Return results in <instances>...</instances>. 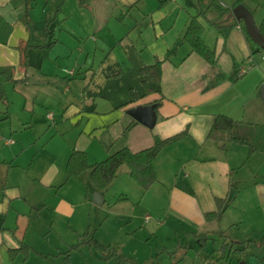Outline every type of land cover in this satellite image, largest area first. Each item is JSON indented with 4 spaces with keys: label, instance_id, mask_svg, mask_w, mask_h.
<instances>
[{
    "label": "crops",
    "instance_id": "1",
    "mask_svg": "<svg viewBox=\"0 0 264 264\" xmlns=\"http://www.w3.org/2000/svg\"><path fill=\"white\" fill-rule=\"evenodd\" d=\"M244 1L259 25L264 0ZM25 2L0 0L13 24L8 43H0V65H12L21 79L6 82L8 104L0 100V264H64V253L69 264H80L72 252L90 246H72L92 229L95 191L104 197L101 205L121 204L115 213L158 219L166 231L225 230L238 239L264 233V150L208 136L218 114L264 125V47L234 15L237 0ZM193 16L203 24L214 63L184 38ZM25 45L28 66L21 64ZM157 57L160 81L141 72ZM149 103H156L155 125L138 121L125 134L135 119L128 109ZM183 130L188 134L155 158L158 180L147 190L127 164L101 190L90 169L68 176L75 149L94 163L123 145L138 151L156 135ZM217 197L226 206L208 220ZM131 199L137 206L124 205ZM100 236L105 244L113 239ZM23 244L31 249L27 260L22 251L11 258L9 250Z\"/></svg>",
    "mask_w": 264,
    "mask_h": 264
},
{
    "label": "trees",
    "instance_id": "2",
    "mask_svg": "<svg viewBox=\"0 0 264 264\" xmlns=\"http://www.w3.org/2000/svg\"><path fill=\"white\" fill-rule=\"evenodd\" d=\"M239 3L246 4L244 0H237L234 5ZM25 4H28V0H26ZM247 6L254 14L255 9L250 5ZM28 15L29 13H27V16ZM258 26L264 33V20ZM12 31L13 24L0 10V43H8ZM202 35L203 24L197 16H193L184 33V38L190 43L193 50L197 51L208 61L214 63L216 59L215 51L205 43ZM51 43H49V45ZM26 47L27 46L25 45L21 48V64L24 66H28ZM141 72L150 73L156 81H160L162 77V59L157 57L153 64L145 65L141 69ZM19 80L21 79L16 77L15 70L12 65H0L1 101L8 104L5 83L8 81L18 82ZM137 98V93L135 90H132V100H136ZM137 123L138 120L133 119L126 127L125 134ZM187 134V130H183L168 137H160L156 135L155 141L151 146L138 151H133L130 147L123 145L114 150L112 153L108 154V156L104 159L94 163L90 162L88 154L85 150L75 149L69 156L66 163L68 176H79L83 171L90 169V180L92 184L96 189L101 190L106 188L115 179L119 167L122 164H127L130 167L132 178L145 190H147L158 180V173L154 163L155 158L165 146L180 140ZM208 136L216 138L226 136L229 140L246 143L251 147L250 149L252 152L256 150H264V125L243 124L225 114H218L215 117ZM224 146L225 145L222 144V147ZM216 204V209L205 213L206 219L210 220L220 217L226 206V199L217 197ZM216 233L223 237L221 248L224 250L226 249L228 242H231V244L241 243L248 246L250 245L251 241H255L250 238L234 239L225 230H220ZM197 235L199 236V243L202 246H205L211 239L214 241V238L209 237V232H203ZM255 242L258 246H263L264 233L261 235L260 239L256 240ZM82 245H88L90 247L96 248L105 259L115 258V264H138L126 254H124L119 246L100 242L95 238L93 235V230L90 228L81 235L79 241L72 247L79 248ZM235 249L240 250L242 248L237 247ZM30 250L31 249L28 245L23 244L19 248H11L9 252L11 258L14 259L17 253L22 251L25 254V260H27ZM67 258H69L68 255ZM261 261L264 263V255L261 257Z\"/></svg>",
    "mask_w": 264,
    "mask_h": 264
},
{
    "label": "rangeland",
    "instance_id": "3",
    "mask_svg": "<svg viewBox=\"0 0 264 264\" xmlns=\"http://www.w3.org/2000/svg\"><path fill=\"white\" fill-rule=\"evenodd\" d=\"M131 196L132 193H131ZM131 199L124 205H136ZM120 205L111 206L108 202L104 205L93 206L92 230L102 232L103 236H109L113 245L119 246L121 251L138 264H264L261 257L264 255V245L258 246L256 240H259L263 233H248L243 238H250V245L228 242L226 249H222L223 237L216 233H210L211 239L205 246L199 243V233L187 231H166L156 223L158 219L151 218L149 221L156 223L153 228L149 226L150 222L144 218L134 219L127 215L115 213L119 211ZM100 220H98V218ZM103 220V221H102ZM161 220V219H160ZM102 222L104 226L101 227ZM139 225H138V224ZM144 223V224H142ZM142 224V225H141ZM116 229V235L113 229ZM164 228V227H163ZM94 235L96 238L100 236ZM202 233V232H201ZM231 236V235H230ZM101 238H104L100 236ZM232 237V236H231ZM234 239H238L232 237ZM240 247L242 249L236 250ZM83 253L78 255L74 251L72 255L81 261L80 264H115V258L105 259L94 247H85ZM90 251V253H89ZM64 264H69L63 256ZM59 264V263H57Z\"/></svg>",
    "mask_w": 264,
    "mask_h": 264
},
{
    "label": "water",
    "instance_id": "4",
    "mask_svg": "<svg viewBox=\"0 0 264 264\" xmlns=\"http://www.w3.org/2000/svg\"><path fill=\"white\" fill-rule=\"evenodd\" d=\"M232 10L237 19L244 21L246 29L253 40L264 47V33L260 30L251 9L246 4L239 3ZM262 96L264 97V84L262 86ZM128 113L149 127H153L157 120L156 103L136 105L129 108ZM93 201L95 204L101 205L104 201L102 193L95 191Z\"/></svg>",
    "mask_w": 264,
    "mask_h": 264
}]
</instances>
